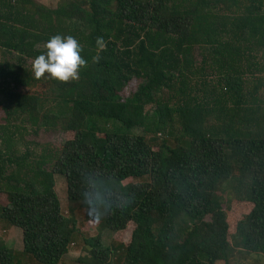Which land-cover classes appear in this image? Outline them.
Here are the masks:
<instances>
[{"label": "trees", "instance_id": "1", "mask_svg": "<svg viewBox=\"0 0 264 264\" xmlns=\"http://www.w3.org/2000/svg\"><path fill=\"white\" fill-rule=\"evenodd\" d=\"M55 35L75 37L87 66L49 79L73 136L45 162L43 147L10 149L26 129L11 120L35 107L17 90ZM0 109V221L34 264L67 253L77 208L114 240L132 230L125 245L84 238L76 264H111L114 247L119 264H225L235 249L264 261V0H0ZM221 191L248 207L230 244ZM0 264H13L3 244Z\"/></svg>", "mask_w": 264, "mask_h": 264}, {"label": "rangeland", "instance_id": "2", "mask_svg": "<svg viewBox=\"0 0 264 264\" xmlns=\"http://www.w3.org/2000/svg\"><path fill=\"white\" fill-rule=\"evenodd\" d=\"M36 3L42 4L47 8H53L57 2L61 0H33ZM198 58V55L196 56ZM196 59V58H195ZM197 61V60H196ZM30 67L29 62H27ZM27 67V66H26ZM29 79L24 80L17 92L26 98H32L36 100V105L33 109H24L23 112L17 111L14 114L13 123H17L20 126H25L26 129L22 135L12 142L10 149L16 153H24L25 151H37L39 147L44 149L38 154H41V158L45 162H52L54 156L53 152L60 149L62 144L72 139V132L64 130L65 121L69 116V108L59 101V94L49 84L48 74L39 80L34 76L31 71ZM137 80L131 79L121 91L119 96L125 97L130 95L136 85ZM4 117L2 110L0 109V120ZM49 122L52 127L47 126ZM129 134L142 135V130L133 129L128 131ZM36 147V148H34ZM54 191L59 202L60 212L63 216H67L66 194H65V181L63 177L54 176ZM222 192V191H221ZM221 195V207L225 212V218L229 223V230L226 236L227 242L230 244L234 232V226L240 220L248 210V207L244 204H235L233 199V193L231 191L222 192ZM6 197L0 195V206L6 204ZM99 218L103 217V213H100ZM73 218L75 220L76 233L71 240L70 245L67 248V253L61 258L58 264H76L78 257L85 256L86 247L83 246V239L87 237H94L99 234L101 242L105 246H114L117 244L125 245L129 240V235L132 230V224H128L127 228L123 232L117 235L119 241L114 240L112 233H109L105 229L99 226V221L86 220L83 210L77 208L74 210ZM0 244H3L6 248L13 252V264H34L32 259L27 255L21 253V233L19 229L9 227L5 223L0 221ZM113 249V248H112ZM111 253V264H119L121 262V253L114 247ZM232 258L225 264H264L263 260H256L254 258L242 257L241 253H237L235 249L233 251ZM216 264H224L218 262Z\"/></svg>", "mask_w": 264, "mask_h": 264}, {"label": "clouds", "instance_id": "3", "mask_svg": "<svg viewBox=\"0 0 264 264\" xmlns=\"http://www.w3.org/2000/svg\"><path fill=\"white\" fill-rule=\"evenodd\" d=\"M96 45L98 51L93 57L94 60L99 59V51L106 46L103 37H97ZM44 48V54L38 55L32 61V71L37 80L43 78L46 73L49 79L63 83L79 79L80 69L87 66V61L81 56L83 49L75 37L55 35L46 42ZM89 207L101 210L95 202Z\"/></svg>", "mask_w": 264, "mask_h": 264}]
</instances>
